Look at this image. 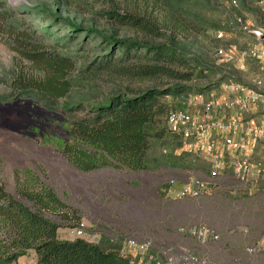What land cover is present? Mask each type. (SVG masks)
<instances>
[{"label":"rangeland","instance_id":"rangeland-1","mask_svg":"<svg viewBox=\"0 0 264 264\" xmlns=\"http://www.w3.org/2000/svg\"><path fill=\"white\" fill-rule=\"evenodd\" d=\"M8 1L18 7L31 4L57 10L85 27H96L120 38L174 43L192 63L190 71L194 77L183 82H157L93 72V63L108 50H91V38L74 35L65 26L53 24L49 29L51 36L45 37L44 29L51 25L50 20L24 14L28 29L39 30L34 33V39L66 55H78L79 62L77 70L69 75L72 90L51 102L39 90L18 88L22 74H43L0 38V187L19 197L18 187L26 184L27 177H41L65 203L78 211L85 225L81 235L76 232L78 225L60 227L61 239H86L129 257L135 264H167L171 258L177 264H184L189 254H201L209 264H232V254L221 252L220 243L200 247L192 232L202 223L232 231L236 218L249 219L257 233L263 232L264 222L259 220H264V193L248 197L247 211H235L232 206L234 181L222 177L229 171L232 174V149L226 144V139L232 137V121L215 122L208 118L213 130L224 133L219 138L222 148L195 149L188 145L202 139L211 144L216 138L212 135L199 138L195 134L189 138L173 132L168 115L188 110L205 116L203 109L199 112L194 109L199 106L195 102L203 101L202 92L207 90L215 92L208 101L222 103L216 108L220 111L230 107L232 100L217 98L219 87H232V98L237 85L264 89V18L260 0ZM112 7L149 18L166 35L158 38L130 25L115 24L104 14ZM255 30L262 35H257ZM155 87L178 88L169 97H162V107L151 127L144 170L107 167L82 172L62 155L67 130L74 119L84 115L86 105L103 103L117 93L130 95L131 89ZM188 102L193 105L186 107ZM239 113L244 117L248 112ZM217 150L221 151V158ZM257 151V159L264 158L263 150ZM213 171L217 174L213 175ZM193 176L204 182L208 193L197 198H181L179 191ZM139 243L148 246L140 249Z\"/></svg>","mask_w":264,"mask_h":264},{"label":"trees","instance_id":"trees-1","mask_svg":"<svg viewBox=\"0 0 264 264\" xmlns=\"http://www.w3.org/2000/svg\"><path fill=\"white\" fill-rule=\"evenodd\" d=\"M24 14L50 20L51 25L44 29L45 37L51 36L49 29L53 24L65 26L74 35L91 38V50H108L93 63V72H108L138 81L193 80L192 63L174 43L120 38L96 27H85L57 10L31 4L18 7L0 0V38L43 74H22L18 88L39 90L51 102L72 90L69 75L77 70L79 57L66 55L34 39V33L39 30L28 29ZM104 14L121 27L130 25L158 38L166 35L149 18L137 13L112 7ZM177 88L131 89L130 95L117 93L103 103L86 105L84 115L74 119L67 130L62 155L82 172L107 167L144 170L151 127L162 107V97L166 98ZM26 179V184L18 187L19 197L0 187V264L11 263L29 251L36 253L38 264H135L129 257L86 239H61L60 227L82 223L78 211L65 203L41 177ZM170 186L171 183L166 188Z\"/></svg>","mask_w":264,"mask_h":264},{"label":"built area","instance_id":"built-area-1","mask_svg":"<svg viewBox=\"0 0 264 264\" xmlns=\"http://www.w3.org/2000/svg\"><path fill=\"white\" fill-rule=\"evenodd\" d=\"M260 2L264 4V0H260ZM255 33L257 35H262V32L258 30H255ZM234 94L232 98V109H237L238 112L246 111L248 112V116L244 118L238 113V118L232 121V137L226 139V144L232 149V175L234 177L232 190L235 192L244 191L250 193L253 187H257L261 183H264V158L257 159L258 148L260 149L264 146V89L245 88L237 85ZM167 97H169V95ZM225 104L228 106L229 103L226 102ZM204 105L205 116L192 114L188 110L171 112L168 115L170 130L176 133H183L189 138L194 134L199 136V138L205 137V133L210 127L207 116L210 112L222 106V103L211 100ZM197 143L200 144V148H202L205 142L204 139H202V141L199 140ZM204 146L208 150H211L215 144L209 143ZM217 171H213L212 174H217ZM171 182H173V180ZM205 193L208 192L205 189L204 182L199 177L193 176L190 177L188 184L184 186L178 194L181 198H197ZM246 226H243L244 228L241 229L244 233H248L252 228ZM84 227L85 225L83 222L77 227L76 232L78 235L83 234ZM192 236L196 239L197 243L201 245L200 247H205L209 243H219L221 240L220 232L204 223L200 224L199 228L192 232ZM147 246L148 244L146 243H139L137 245L140 249H146ZM263 248L264 238H260L247 247L246 252L253 257ZM202 257L201 254H189L184 264H209L208 260ZM236 259L237 261L241 260L239 258ZM167 264L177 263L171 258L168 260ZM249 264L257 263L249 262Z\"/></svg>","mask_w":264,"mask_h":264},{"label":"crops","instance_id":"crops-1","mask_svg":"<svg viewBox=\"0 0 264 264\" xmlns=\"http://www.w3.org/2000/svg\"><path fill=\"white\" fill-rule=\"evenodd\" d=\"M261 5V4H260ZM262 8V15L264 18V4L262 3L261 5ZM264 21V20H263ZM220 93L217 94V98H228L230 100H232V87L230 89H223V87H219ZM203 95V101H196L195 104H199V106H197V108L194 109V112H199L202 109L205 112V107L203 106L205 103L209 102L208 100L211 98V96H215L213 94H215V92H210V90L204 91L202 92ZM206 101V102H205ZM193 104L188 102L186 103V107H191ZM212 112L213 115L211 113L208 114V118H210V120H213L215 122H223V121H228L231 122L233 121L235 118H238V111L237 109H232V104L231 106L227 107L225 110H213ZM211 114V115H210ZM241 114V113H239ZM248 116V113H246V115H244V118H246ZM210 131V132H209ZM222 134L224 135L223 131H219L218 129L214 128V130L209 127L208 130L205 133V136H214L216 138V141H214L213 143L215 144V147L218 149L219 147L222 148V141L219 140V138L222 136ZM204 145L205 144H209L208 140H204ZM203 145L202 149L205 148V146ZM194 146L195 149H199L200 148V144L195 143L188 145V147H192ZM260 150H263L262 152H264V146L260 148ZM219 152H216L218 157H222V153L220 150H217ZM232 154V153H231ZM226 177L227 178H232V182L234 181V177L231 174V172L229 171L227 174L223 175L222 177ZM264 193V183H261L260 185H258L257 187H253V189H251L250 193L248 192H244V191H237L234 192L235 196H232V206L235 207V211L239 210V209H243L244 211H247L250 207H248L250 205L249 203V196H252L255 193ZM232 194V191H231ZM244 194V196H243ZM235 221L232 222V231L228 230L227 231H222L220 229L215 228L218 232H221V240H220V250L221 252H223L224 254H232V264H249V262H255L257 264H264V248L259 251L258 253H256L253 257L248 255V253L246 252V248L249 247L250 245H252L256 240L260 239V238H264V231L261 233H257L254 229V225L251 223V221L249 219H244V220H239V219H234ZM264 222V220H259V223ZM250 226L251 230L248 233H244L241 229L244 228L243 226ZM246 226V227H247ZM254 226V227H253ZM223 232V233H222ZM59 234V233H58ZM236 258L241 259L240 261H237ZM253 258V259H252ZM236 259V260H235ZM8 264H38V258L37 255L34 251H29L27 254L21 255L18 258H16L14 261H12L11 263Z\"/></svg>","mask_w":264,"mask_h":264},{"label":"water","instance_id":"water-1","mask_svg":"<svg viewBox=\"0 0 264 264\" xmlns=\"http://www.w3.org/2000/svg\"><path fill=\"white\" fill-rule=\"evenodd\" d=\"M28 103L30 102V101H27ZM0 105H1V103H0Z\"/></svg>","mask_w":264,"mask_h":264}]
</instances>
